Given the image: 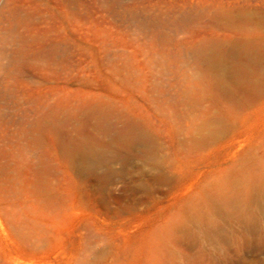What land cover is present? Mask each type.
<instances>
[{
	"label": "rangeland",
	"instance_id": "374dc122",
	"mask_svg": "<svg viewBox=\"0 0 264 264\" xmlns=\"http://www.w3.org/2000/svg\"><path fill=\"white\" fill-rule=\"evenodd\" d=\"M0 264H264V0H0Z\"/></svg>",
	"mask_w": 264,
	"mask_h": 264
},
{
	"label": "bare ground",
	"instance_id": "6f19581e",
	"mask_svg": "<svg viewBox=\"0 0 264 264\" xmlns=\"http://www.w3.org/2000/svg\"><path fill=\"white\" fill-rule=\"evenodd\" d=\"M219 65H220L221 70H222V69H223L224 71H225V69L228 70V72L230 73V75H232V76L236 79V81L239 83L240 86H248V84H247L248 82H246V80H247L246 78H247V77L245 78L246 80H244L243 77H241V76L237 73V71L235 70L236 67H235V68H232L228 63L223 62V61H222ZM241 69H242V68H241ZM238 70H239V67H238ZM247 71H248V70H247ZM239 72H240V71H239ZM240 73H241V72H240ZM244 73H245V71H244ZM233 77H232V78H233ZM248 79H249V78H248ZM248 81H249V80H248ZM249 82H250V81H249ZM245 88H246V87H245ZM212 228H213V227H211V229H212ZM210 231H211V230H210ZM212 232H213V231H211V233H212ZM214 232H215V231H214ZM214 232H213V233H214ZM215 233H216V232H215ZM215 233H214V234H215ZM214 234H213V235H214Z\"/></svg>",
	"mask_w": 264,
	"mask_h": 264
}]
</instances>
